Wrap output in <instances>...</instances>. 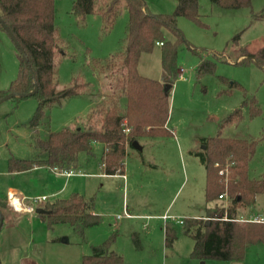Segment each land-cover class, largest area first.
<instances>
[{
    "label": "rangeland",
    "instance_id": "rangeland-1",
    "mask_svg": "<svg viewBox=\"0 0 264 264\" xmlns=\"http://www.w3.org/2000/svg\"><path fill=\"white\" fill-rule=\"evenodd\" d=\"M75 1L55 2L61 51L53 63L57 91L74 89L79 94L45 105L38 128L30 125L39 107L37 96L0 105V196L6 197L0 201V264H83L94 246L106 242L111 243L110 251L122 256L123 264H264L263 241L250 243L243 261L193 258L195 242L180 224L202 211L210 215L228 208L222 200H206L207 168L198 156L206 151L204 139L256 140L248 176L252 180L264 177V69L254 62L240 63L245 59L244 50L256 53L264 47V18L259 17L264 13V0H251L239 9L198 0L197 19L183 16L177 20L183 40L164 30L165 42L177 44L178 50L168 132L141 138V149L128 147L125 182L96 175L103 173L99 145L92 154L80 153L71 177L47 167L13 173L12 160L46 157L37 149L39 139L66 129L99 130L107 111H124L127 97L121 66L107 69L106 65L126 48L130 16L125 3L110 25L97 12L83 19L76 17ZM144 1L157 15L174 14L178 5V0ZM162 55L159 44L142 54L139 74L162 81ZM20 68L18 48L0 27V92L11 88ZM225 184L227 190L228 182ZM9 190L24 198L23 202L14 194L23 209L33 207L29 209L32 214L10 207ZM74 194L93 199L101 220L98 225L80 232L68 224L50 226L36 213L38 208L45 210L47 202ZM128 207L133 208L131 218L125 214ZM255 216L264 217V194L241 215L246 219ZM168 222L176 235L172 246L166 244Z\"/></svg>",
    "mask_w": 264,
    "mask_h": 264
},
{
    "label": "trees",
    "instance_id": "trees-1",
    "mask_svg": "<svg viewBox=\"0 0 264 264\" xmlns=\"http://www.w3.org/2000/svg\"><path fill=\"white\" fill-rule=\"evenodd\" d=\"M211 1L225 9H239L251 2ZM55 2L56 0H0V18L15 35L29 59L26 62L18 49L21 60L19 77L7 92H0V100L7 94H27L38 86L39 91L35 96L39 98V107L30 124L33 128H38L45 117V105L79 94L74 89L57 91L53 59L61 49L56 38ZM123 2L130 16L126 48L106 65L107 69L121 66L123 89L127 97L123 113L118 112L119 108L107 111L99 130L78 128L50 133L46 139H39L37 142L39 153L46 157L35 161L12 160L11 172H25L39 167L73 171L78 165L80 153L92 154L94 146L98 144L102 146L100 157L104 173L122 174L129 146L141 138L168 132L166 126L170 112V92H166L164 87L166 84L173 87L176 80L178 50L177 44L165 42L164 30L173 32L178 41L183 40L177 20L183 16L197 19L198 0H178L177 9L171 15L151 13L144 0H76L73 14L83 19L97 12L111 25ZM259 17L264 18V13ZM0 27L3 28L1 24ZM158 43H163L162 81L145 78L138 71L142 54L152 52ZM244 52L245 59L240 63L254 62L264 69V47L256 53L247 50ZM258 113L259 110L255 114ZM202 142L206 151L198 153V156L207 168L206 200L210 203L217 202L219 196L227 192L229 203L227 209L222 207L220 211H214L209 220L192 219L184 222L185 234L195 242L192 257L200 260L243 261L246 247L250 243L264 242V222L240 221L242 213L255 205L257 196L264 194V177L252 180L248 176L249 161L255 153L257 141L217 137L204 139ZM226 167L229 170L227 178L219 174ZM5 198L0 196V201ZM223 202L225 204L224 200ZM45 210L47 212L40 215L48 220L50 226L63 223L80 232L101 221L98 215L92 214L93 199L88 201L78 194L69 199L47 202ZM0 218L3 219L1 209ZM165 237L167 246H172L176 235L169 227V222ZM110 244L106 242L94 246L92 254L84 257L83 264H123L122 256L110 251Z\"/></svg>",
    "mask_w": 264,
    "mask_h": 264
},
{
    "label": "water",
    "instance_id": "water-1",
    "mask_svg": "<svg viewBox=\"0 0 264 264\" xmlns=\"http://www.w3.org/2000/svg\"><path fill=\"white\" fill-rule=\"evenodd\" d=\"M0 24L3 26V28L5 29V31L9 34V36L11 37V39L13 40V42L15 43L16 47L22 52V54L24 55L25 57V60L26 62L29 61L27 55L25 54L23 48L21 47L20 43L18 42V40L16 39L15 35L12 33V31L7 27V25L4 23V21L0 18ZM33 75V74H32ZM172 89V86L169 85V84H166L165 87H164V90L166 92H170ZM39 91V88L38 86L35 87V89L27 94H7L5 97H3L1 100H0V105L3 104L4 102L8 101V100H11L15 97H23V98H28V97H32V96H35L37 94V92ZM133 146L135 147H138L139 149H141V147L139 146V143L138 141H135L133 143ZM206 147H204L205 149ZM47 211L42 209V208H38L36 209V213L37 214H43V213H46ZM201 219H204V220H209V219H206L204 217V213H201V216H200ZM2 226H3V219L0 218V232H1V229H2Z\"/></svg>",
    "mask_w": 264,
    "mask_h": 264
},
{
    "label": "crops",
    "instance_id": "crops-1",
    "mask_svg": "<svg viewBox=\"0 0 264 264\" xmlns=\"http://www.w3.org/2000/svg\"><path fill=\"white\" fill-rule=\"evenodd\" d=\"M98 144H96L95 146H97ZM94 146V147H95ZM100 146V148H101V152H102V146L101 145H99ZM101 155V154H100ZM34 169H36V168H34ZM33 170V169H32ZM31 171V170H30ZM52 171H54V170H52ZM102 171H103V169H102ZM55 172V171H54ZM55 173H57V172H55ZM96 175H100V176H103V177H114V178H119V179H122V180H124V182L126 181V178H127V175L125 174V172H123L122 174H116V175H106L105 173H104V171H103V173H100V174H96ZM71 177V176H70ZM125 177V178H124ZM15 194V195H18V193L16 192V190H9L8 192H7V196L10 194ZM19 197H20V195H18ZM22 200H23V202H24V198L23 197H20ZM257 199H258V196H257ZM257 199H256V202H257ZM30 205V204H29ZM252 208V207H251ZM29 209H33V207H29ZM28 208H27V212H25L24 214H32V212H31V210H29ZM249 210H250V208H248ZM34 210V209H33ZM132 211H133V208H130V207H128V212L130 213H132ZM214 211H212V212H210V215H206V212L205 211H202L201 213H204V217L205 218H209L211 215H212V213H213ZM251 212V211H250ZM201 213H200V215L199 216H196L197 218H195V219H201L200 218V216H201ZM92 214H94V215H97V213L93 210V212H92ZM252 214V213H251ZM242 219H245V220H251V221H255V220H263V222H264V217H259V216H255L254 218H250V219H246V218H243V217H241Z\"/></svg>",
    "mask_w": 264,
    "mask_h": 264
},
{
    "label": "built area",
    "instance_id": "built-area-1",
    "mask_svg": "<svg viewBox=\"0 0 264 264\" xmlns=\"http://www.w3.org/2000/svg\"><path fill=\"white\" fill-rule=\"evenodd\" d=\"M158 44L159 45H162L163 43H158ZM182 72H183V70H182ZM217 166H219V164H217ZM53 170L55 172H57L58 174L64 175V176H67V177H70V176L73 175L72 171H62V170H59L58 168H54ZM219 174H220V176H225L227 178L228 177V174H229L228 167H226L225 169H221L219 171ZM10 197H11V195L9 194V198ZM219 200H222V201L224 200L226 207H228L229 198H228V193L227 192H225L224 194L220 195L219 196ZM125 214H126V216L128 218H131L132 217V215L130 213H128V212H126ZM206 219H210V218H206ZM225 219H227V218H225ZM240 221H251V220L241 219ZM254 222H263V220H255ZM180 224H184V221H180Z\"/></svg>",
    "mask_w": 264,
    "mask_h": 264
},
{
    "label": "clouds",
    "instance_id": "clouds-1",
    "mask_svg": "<svg viewBox=\"0 0 264 264\" xmlns=\"http://www.w3.org/2000/svg\"><path fill=\"white\" fill-rule=\"evenodd\" d=\"M10 207H12L17 212H20L22 210H26V209L22 208L21 202L18 199H13L11 197H10Z\"/></svg>",
    "mask_w": 264,
    "mask_h": 264
},
{
    "label": "bare ground",
    "instance_id": "bare-ground-1",
    "mask_svg": "<svg viewBox=\"0 0 264 264\" xmlns=\"http://www.w3.org/2000/svg\"><path fill=\"white\" fill-rule=\"evenodd\" d=\"M11 198H13V199H17V198L14 196L13 193L11 194Z\"/></svg>",
    "mask_w": 264,
    "mask_h": 264
}]
</instances>
